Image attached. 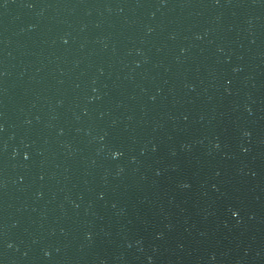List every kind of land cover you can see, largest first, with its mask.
<instances>
[{"label":"water","instance_id":"95a60500","mask_svg":"<svg viewBox=\"0 0 264 264\" xmlns=\"http://www.w3.org/2000/svg\"><path fill=\"white\" fill-rule=\"evenodd\" d=\"M264 162V0H0V264H97Z\"/></svg>","mask_w":264,"mask_h":264}]
</instances>
